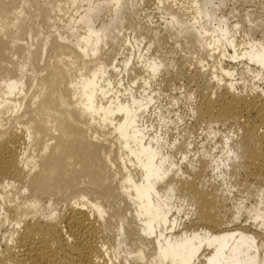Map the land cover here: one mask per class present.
<instances>
[{
    "label": "bare ground",
    "instance_id": "bare-ground-1",
    "mask_svg": "<svg viewBox=\"0 0 264 264\" xmlns=\"http://www.w3.org/2000/svg\"><path fill=\"white\" fill-rule=\"evenodd\" d=\"M227 1L0 0V264H264V89L238 82L264 37Z\"/></svg>",
    "mask_w": 264,
    "mask_h": 264
},
{
    "label": "rangeland",
    "instance_id": "rangeland-1",
    "mask_svg": "<svg viewBox=\"0 0 264 264\" xmlns=\"http://www.w3.org/2000/svg\"><path fill=\"white\" fill-rule=\"evenodd\" d=\"M143 7H145L144 9H146L145 11H144ZM141 8L143 10L142 14H141V16H142L141 19H143V17L146 14L147 15L150 14L151 10L148 7H146L145 5L144 6L142 5ZM222 13H224V15L227 18H229L231 25H234L233 24L234 22L236 23L237 21H240L244 26L243 31H245V32L246 31H252L254 38H257V39H261L264 37V0H229V1H227L226 5L223 7ZM151 15H152L151 19L154 20L155 22L157 21L156 23H158V24H156V26L160 27L163 25L162 23L165 22V20H163V18L161 17V14L158 11H154V13ZM242 32L240 33V35L244 34V32L243 33ZM130 33L131 32H129V34ZM240 35H238V36H240ZM133 36H134V34H132V33H131V35H129V37H130L129 40L132 42H133ZM144 42L141 45V47H142L141 50H144V52H145L146 48H144V47H147V44H145V43H147V41L145 43ZM129 48H130V46H129ZM177 48H178V46H176V50H177ZM178 50H180V49H178ZM178 53H181V52L179 51ZM118 58L120 59L121 57L119 56ZM238 77L239 76H237L236 78H238ZM238 79H240V77ZM238 82L239 83L241 82V84H240L241 88L244 87L246 89L247 88L250 89L252 87V85H255L256 87H260V89H264V81L263 80H261V81L260 80H254L253 81L252 77L250 75L244 76V80H241V81L239 80ZM177 91L176 92H173V91L170 92V91H168V89L166 91L164 89V92H161V93H163V94H161V97H162L161 101L162 100L164 101V102L162 101V103L168 102L167 100H168V98L170 99V96H171V95L169 96V94H172V95L177 94L176 96L180 95L179 94L180 92L179 91L177 92ZM181 106H183V105L181 104ZM222 130H221L220 135H224L228 132V131L225 132L226 130H224V129H222ZM198 136H199L198 139L201 140L202 136H200V135H198ZM252 190H254V189H252ZM248 203H249V201H248Z\"/></svg>",
    "mask_w": 264,
    "mask_h": 264
}]
</instances>
